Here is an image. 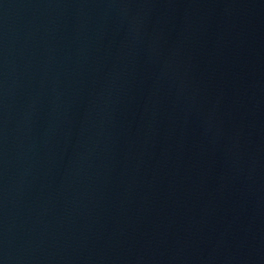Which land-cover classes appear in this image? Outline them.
Here are the masks:
<instances>
[{
  "label": "water",
  "instance_id": "1",
  "mask_svg": "<svg viewBox=\"0 0 264 264\" xmlns=\"http://www.w3.org/2000/svg\"><path fill=\"white\" fill-rule=\"evenodd\" d=\"M0 264H264V0H0Z\"/></svg>",
  "mask_w": 264,
  "mask_h": 264
}]
</instances>
